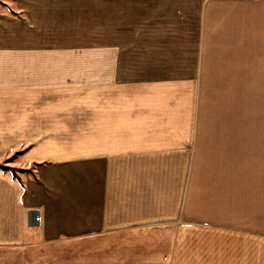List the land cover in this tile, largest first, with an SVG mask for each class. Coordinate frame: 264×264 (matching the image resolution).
<instances>
[{"label": "crops", "instance_id": "0c3cea01", "mask_svg": "<svg viewBox=\"0 0 264 264\" xmlns=\"http://www.w3.org/2000/svg\"><path fill=\"white\" fill-rule=\"evenodd\" d=\"M253 69L264 0H0V264H239L191 213L185 85Z\"/></svg>", "mask_w": 264, "mask_h": 264}, {"label": "rangeland", "instance_id": "374dc122", "mask_svg": "<svg viewBox=\"0 0 264 264\" xmlns=\"http://www.w3.org/2000/svg\"><path fill=\"white\" fill-rule=\"evenodd\" d=\"M94 27L95 22L87 20L83 30L94 33ZM249 75L242 82L217 77L208 78L215 82L185 85L192 90L196 126L195 157L189 167L191 213L200 225L242 235L233 236L242 237L237 242L214 239L226 251L234 246L230 251L238 255L231 257L242 256L239 264L251 261L248 250L264 234V78L255 76V69ZM19 156L16 148L0 153V168L16 175Z\"/></svg>", "mask_w": 264, "mask_h": 264}, {"label": "built area", "instance_id": "2783aa9c", "mask_svg": "<svg viewBox=\"0 0 264 264\" xmlns=\"http://www.w3.org/2000/svg\"><path fill=\"white\" fill-rule=\"evenodd\" d=\"M39 221H40V217L37 216V217H36V222H39Z\"/></svg>", "mask_w": 264, "mask_h": 264}]
</instances>
